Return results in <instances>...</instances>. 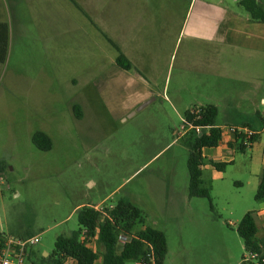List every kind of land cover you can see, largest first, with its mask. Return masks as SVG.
<instances>
[{"label":"rangeland","instance_id":"1","mask_svg":"<svg viewBox=\"0 0 264 264\" xmlns=\"http://www.w3.org/2000/svg\"><path fill=\"white\" fill-rule=\"evenodd\" d=\"M212 1L247 15L236 0ZM190 2L0 0V22L8 25L0 63L1 241L37 236L30 258L38 264L57 237L78 231L79 208L123 199L143 211L137 230L156 222L164 232L163 264H241L248 256L236 228L257 208L251 150L234 152L221 173L205 168L210 201L190 198L189 132L180 133L193 107L217 106L219 124L256 110L264 116V51L192 36L191 19L183 24ZM134 3L168 6L142 10L132 23ZM117 44L133 64L128 74L147 82L136 78L101 95ZM37 132L49 137V151L33 145ZM259 143L254 154L264 135ZM91 246L100 252L96 238Z\"/></svg>","mask_w":264,"mask_h":264},{"label":"trees","instance_id":"2","mask_svg":"<svg viewBox=\"0 0 264 264\" xmlns=\"http://www.w3.org/2000/svg\"><path fill=\"white\" fill-rule=\"evenodd\" d=\"M244 8L248 19L253 23L264 24V0H236ZM8 45V25L0 22V63L4 62ZM116 64L123 70H131L132 65L121 53L116 58ZM218 109L213 105L193 107L184 112L183 118L194 126L210 127L208 133L203 129L200 134L189 132L186 138L188 148L187 168L189 175L188 196L190 198H205L210 201V191L202 187L203 168L210 165L222 172L224 163L207 160L203 156L206 148H216L222 141V129L216 126ZM249 128L250 126H246ZM235 142L231 146L235 152L243 153L257 140L254 136L250 145H243L244 136L234 132ZM33 145L42 151L51 149L49 137L37 132L32 137ZM256 202L264 200V169L259 176V184L254 196ZM211 205V203H210ZM94 206H82L77 210L78 231L70 237H57L54 250L47 257L41 256L38 264H96L99 253L88 244L95 239L98 247H102L101 264H129L134 261L147 260L150 247L156 264H163L167 254L165 234L149 226L137 230L138 225H144L143 212L127 200H119L113 209L104 206L106 215L96 211ZM211 209H213L211 205ZM86 232V239H81L82 232ZM236 232L242 240L243 248L248 255L255 254L257 259H264V238H259L254 222V212H247L237 225ZM120 235L132 237L120 253L117 252V242ZM27 238V237H22ZM241 264H253L244 262Z\"/></svg>","mask_w":264,"mask_h":264},{"label":"crops","instance_id":"3","mask_svg":"<svg viewBox=\"0 0 264 264\" xmlns=\"http://www.w3.org/2000/svg\"><path fill=\"white\" fill-rule=\"evenodd\" d=\"M190 5L188 8L187 21L184 20V23H188L191 19V34L197 39L207 40L215 45H229L234 47L246 48L254 51H264V24L263 23H253L248 19V15H243L239 10H235L231 3H226L225 1L214 2L212 0H190ZM133 3V2H132ZM159 9L163 6H168V4L161 5H139L132 4L131 11L129 13V21L136 22L138 19L145 14L140 13V11H149ZM197 8V9H196ZM197 10V13L192 17L193 12ZM143 21V20H142ZM140 21V23L142 22ZM118 43V41H116ZM120 44L114 45L118 54L121 53L124 57L127 56L121 50ZM118 56V55H117ZM113 61V65L104 73L100 78V92L101 95H105L106 92L112 90L120 91L122 84L128 86L129 83L137 84L136 78L139 80L145 81L139 73H136L135 78H132L128 72L130 70H123L116 64V58ZM128 59V58H127ZM131 63V61L128 59ZM132 67L133 64L131 63ZM147 82V81H145ZM146 89V88H145ZM148 90V89H146ZM155 92L152 90L147 91V97L154 96ZM144 101V98L140 101L129 102L126 105H140ZM259 101H261L262 106H264V96H261ZM211 105V104H210ZM215 106V105H213ZM136 107V106H133ZM217 109L218 107L215 106ZM134 109V108H133ZM219 112V110H218ZM238 116H241L240 113L236 112ZM255 122V126L252 123ZM216 126L222 129V141L220 145L216 148H206L203 150V156L207 160H211L216 163L232 164L234 163V149L231 147L235 142V136L233 130H242L246 126H250V129L256 131L257 140L254 142L248 149L251 150V155L249 156V174L250 179L248 184L255 190L259 184V176L262 170L264 169V144L262 146L261 152H256L257 146H260L259 143L261 136L264 135V116L258 110L248 118L234 120L228 119L224 124H219L216 122ZM254 148V149H253ZM244 153V152H243ZM206 167H211L210 165H205L203 172ZM216 170L215 168H213ZM217 171V170H216ZM221 173L220 171H217ZM135 205V204H134ZM136 206V205H135ZM138 207V206H137ZM139 208V207H138ZM140 209V208H139ZM141 210V209H140ZM142 211V210H141ZM143 212V211H142ZM251 212H254V222L257 227V235L259 238H264V200L257 202V208H253ZM152 227L154 229L160 230L157 228L156 222H152ZM146 227V226H144ZM161 231V230H160ZM163 232V231H162ZM164 233V232H163ZM92 244V243H91ZM91 248L92 246L89 245ZM98 246V245H97ZM99 248V247H98ZM101 250L103 248L100 246ZM93 249V248H92ZM100 258L96 264H101V254Z\"/></svg>","mask_w":264,"mask_h":264},{"label":"built area","instance_id":"4","mask_svg":"<svg viewBox=\"0 0 264 264\" xmlns=\"http://www.w3.org/2000/svg\"><path fill=\"white\" fill-rule=\"evenodd\" d=\"M183 126L181 128V135H185L188 132L193 131L196 134H200L204 129L206 133L209 132L210 127H199L194 126L192 123L186 121L184 118L182 119ZM233 132H237V134H242L244 136L243 145L249 146L250 140L256 135V131L245 128L242 130H233ZM96 211L100 212L102 215H106V210L103 206H94ZM109 210L113 209V206L108 207ZM81 239H86V232L83 231L81 234ZM132 237H126L124 235H120L117 242V252L120 253L124 247V245L129 242ZM94 239H90L92 243ZM38 243L37 236H30L27 238H8L6 240H0V264H36L30 258L32 248ZM89 243L88 245H91ZM150 255L147 260H139L134 261L129 264H156L154 255L152 252V248L150 247ZM244 262H251L253 264H264V259L258 260L257 255L252 254L245 257Z\"/></svg>","mask_w":264,"mask_h":264},{"label":"water","instance_id":"5","mask_svg":"<svg viewBox=\"0 0 264 264\" xmlns=\"http://www.w3.org/2000/svg\"><path fill=\"white\" fill-rule=\"evenodd\" d=\"M45 255L47 256V254H44V257H46Z\"/></svg>","mask_w":264,"mask_h":264}]
</instances>
